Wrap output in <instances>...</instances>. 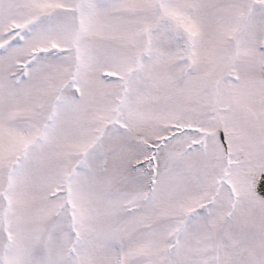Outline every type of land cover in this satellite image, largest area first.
<instances>
[{
	"label": "snow or ice",
	"instance_id": "obj_1",
	"mask_svg": "<svg viewBox=\"0 0 264 264\" xmlns=\"http://www.w3.org/2000/svg\"><path fill=\"white\" fill-rule=\"evenodd\" d=\"M0 264H264V0H0Z\"/></svg>",
	"mask_w": 264,
	"mask_h": 264
}]
</instances>
